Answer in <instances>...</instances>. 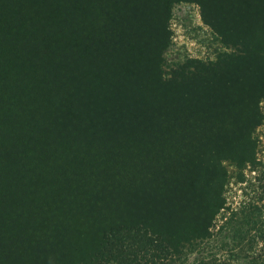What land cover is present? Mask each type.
Masks as SVG:
<instances>
[{
  "label": "trees",
  "instance_id": "trees-1",
  "mask_svg": "<svg viewBox=\"0 0 264 264\" xmlns=\"http://www.w3.org/2000/svg\"><path fill=\"white\" fill-rule=\"evenodd\" d=\"M46 1L0 0V264H182L224 209L222 164L254 160L264 0H212L256 28L250 69L83 91L61 57L69 38L47 31L63 10ZM125 4L112 7L130 24ZM194 264L226 262L210 251Z\"/></svg>",
  "mask_w": 264,
  "mask_h": 264
},
{
  "label": "rangeland",
  "instance_id": "rangeland-1",
  "mask_svg": "<svg viewBox=\"0 0 264 264\" xmlns=\"http://www.w3.org/2000/svg\"><path fill=\"white\" fill-rule=\"evenodd\" d=\"M112 1L119 2L46 1L63 10L59 24L47 31H61L69 38L61 57L73 62L72 68L78 65L75 73L82 74V91L111 82L141 88L181 87L191 84L183 80L190 73L237 72L257 64L254 57L242 56L245 47L251 49L256 43L250 36L255 27L219 15L215 1L121 0L126 3L123 9L132 5L138 12L133 25L130 11L117 12ZM124 22V28L132 30L119 34ZM260 106L264 114V101ZM252 138L253 161L222 164L225 205L215 218L212 238L187 248L182 264H194L210 251L223 253L226 264H264V123Z\"/></svg>",
  "mask_w": 264,
  "mask_h": 264
}]
</instances>
